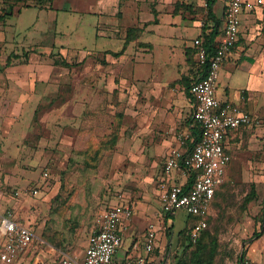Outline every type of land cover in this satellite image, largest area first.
<instances>
[{"label":"rangeland","instance_id":"1","mask_svg":"<svg viewBox=\"0 0 264 264\" xmlns=\"http://www.w3.org/2000/svg\"><path fill=\"white\" fill-rule=\"evenodd\" d=\"M10 1L0 0V11L9 17L20 8L7 20L19 32V47L4 55L0 48V64L13 58L20 78L35 83L21 84L20 101L0 94V205L41 240L57 239L54 247L66 254L82 250L96 214L115 203H128L140 217L150 209L159 222V195L181 174L166 163L188 128L184 81L192 75L196 21L208 27L203 2L107 0L116 27L100 40L97 0H43V10ZM93 77L101 85L94 87ZM235 173L219 186L200 239L186 236L196 216L178 210L167 220L174 235L181 230L168 246L169 264H239L241 245L260 230L264 165Z\"/></svg>","mask_w":264,"mask_h":264},{"label":"crops","instance_id":"2","mask_svg":"<svg viewBox=\"0 0 264 264\" xmlns=\"http://www.w3.org/2000/svg\"><path fill=\"white\" fill-rule=\"evenodd\" d=\"M204 1L205 0H197L198 4H200L201 2L204 3ZM247 1L255 2L256 0ZM262 1L263 2L256 5L252 11H245L242 14L237 43H235V47L233 48L228 60L220 69L218 82L216 84L217 89L215 95L217 99L221 101H229L239 105L244 111L250 113L252 117V123L247 126H241L238 129L232 130L225 135L224 146L226 152L230 156V163L227 167L224 179L226 178V176H238L235 172L237 171V168L239 166L264 165V0ZM53 2L54 0L52 1L51 6L53 5ZM227 2L228 0H216L215 3H213L212 17L207 18L208 27L206 26L207 29H205V31L202 29L201 23L196 21L194 29L195 34L191 39V42L196 37L202 38L203 33H209L211 31V28L214 26L217 27V36L214 41L216 42V40L221 35L222 29L224 27V12ZM97 5L99 6H96V9L91 12L92 14L96 15L99 20L102 19L103 21L102 24L100 22H97L95 34L96 39L102 40L109 37V35L106 33V30L114 26L116 27V23H114L113 21V13L110 12L113 7L109 4V1L97 0ZM17 10L14 9V11L11 13V16L9 17L5 16V13H2V11H0V48H2L1 53H3V55L6 51L18 52L17 50L19 47V32L15 30L14 24L7 23V20H9L10 17L16 16V14L18 13ZM122 19L125 18L122 17ZM137 22L138 20L135 19V22H133V24L128 23L126 27H136L137 25L135 24H137ZM4 24L7 25V29L3 28ZM123 24L124 23L122 20L121 22H118L117 26H121ZM190 48L191 50H193L191 45ZM106 49L101 48L97 51H106ZM2 58L3 57L0 56V59ZM193 60L195 63V58ZM195 68L196 67L192 65V75L189 77V79H192L194 77L193 74ZM19 69V63L15 62L13 58H11V61L9 63L4 62L0 64V85H2V87L0 86V94L2 93L3 95H10V101H20L22 99L20 96L26 94L24 92H21V84H30L31 82L34 86L35 83L34 79H21L20 73L18 72ZM90 81L93 82L92 85L94 87H96L97 85H101L102 82L101 79L97 77H93ZM6 86H8V88ZM3 87L7 89H4ZM94 92L95 89H91V94H93ZM184 101L188 108L187 111L190 112V114L188 115L189 119H187L186 121L188 124L187 131L189 130V132H191V128L193 127V102L187 93ZM166 148L167 146L165 145L164 149ZM178 180L179 181L177 184H189V181H191V179L183 176L182 174H180ZM221 183L216 188L214 198L209 205L207 215L204 217L206 222L208 216L211 215L213 207L212 205L214 204L216 193ZM255 186L256 185H254L253 183L250 190V196L253 198H255L257 195ZM252 189H254L253 196L251 195ZM2 197L4 196L2 195L0 185V198ZM0 209L2 212L10 214L11 218L19 224L27 226L35 235V239L31 243L29 248L18 257L17 264H58L59 260L64 256H67V254L69 253L79 258L83 257L85 247H87L88 244V237L91 232L94 219L89 233L85 238L84 247H82V250H80L79 252H69L66 254V252H63L60 249L54 247V244L59 243L57 239L54 240L55 243L51 240V237L49 239L41 240L30 223L22 221L18 214L15 213L14 209L3 207L2 205H0ZM104 209H102L101 211H103ZM101 211H99L96 216ZM263 211L264 207L262 208V212ZM173 214L163 215L160 209L158 220L159 222H152V212L150 211V209L148 212H145L143 214V217H140V215L137 214V211L132 212L131 218L124 220L119 226V232L122 236V244L117 249L114 255V260L121 263L125 260H129L140 255L154 260L155 262H157V264H169L168 256L171 254L169 253L170 251H168V246L170 245L171 240H174L181 231L180 230L176 235H174L173 224L169 225L167 223V220L170 219ZM199 220H201V218L198 216L193 219L191 226H189L187 229V233L190 232V228ZM141 221H144L146 223L144 229L140 226ZM149 223H154L156 230L154 251L150 255L146 254L142 247L143 235ZM187 225L185 228H187ZM53 228H55L54 230H57L58 227ZM255 232H259V236L250 239L253 237ZM253 235L241 245L242 250L239 254V264L240 261L244 258H248L250 260L252 259L253 262L255 261L258 264H264V222L260 224V230H255L253 232ZM2 243L3 238L0 237V249ZM181 251L183 252L184 248L181 247V249L178 251V254H180ZM60 253L63 255L61 258H59ZM245 254H247V257H244ZM0 264L3 263H1L0 261Z\"/></svg>","mask_w":264,"mask_h":264},{"label":"built area","instance_id":"3","mask_svg":"<svg viewBox=\"0 0 264 264\" xmlns=\"http://www.w3.org/2000/svg\"><path fill=\"white\" fill-rule=\"evenodd\" d=\"M262 0H228L224 12V27L210 54L203 45L201 37L191 42L194 58L201 73L189 84V96L193 102V120L200 127V138L193 142L189 130L183 134L175 159L166 163L167 169H176L183 176L191 179V184H175L160 193V209L163 215L184 210L189 215L201 218L189 232L191 241H196L206 229L209 205L215 190L223 181L230 156L225 150V135L241 126L252 123L251 114L239 105L216 98L217 82L220 69L228 60L237 43L241 16L245 11H252ZM206 0L202 5H205ZM188 142L192 146L188 148ZM46 175V173H45ZM32 194H37L34 189ZM128 203H119L101 211L95 218L85 247L84 255L79 258L67 255L58 264H157L154 260L136 256L124 262L114 260V255L122 244L119 232L120 224L132 216ZM0 237L3 243L0 249V261L3 264H17L18 257L25 252L35 239L34 233L11 218L10 214L0 209ZM156 241L155 224L149 223L143 235V249L148 255L154 251ZM240 264H256L248 258Z\"/></svg>","mask_w":264,"mask_h":264},{"label":"trees","instance_id":"4","mask_svg":"<svg viewBox=\"0 0 264 264\" xmlns=\"http://www.w3.org/2000/svg\"><path fill=\"white\" fill-rule=\"evenodd\" d=\"M52 1L53 0H46L47 3L49 4H52ZM216 0H206V9H207V18H210L212 17V6H213V3H215ZM11 2V5L13 3H17V4H23V8H27V7H38L39 9L41 8L40 6H42L44 3H43V0H13V1H10ZM20 11V8H18L17 12ZM12 12L9 11V14H11ZM132 28H136V27H128L127 29V32H132ZM217 27H212L211 28V31L207 34H204L203 33V36H202V41H203V45L206 46L207 48V51L211 54L212 51L214 50V44H215V38L217 36ZM122 51H120L119 53H114L113 55L114 56H117L119 54H121ZM191 58H192V65L195 66V71H194V74H193V78L192 79H189L187 78L185 81H184V86H185V90H186V93L189 95V92H188V89H189V84L201 73V68L199 66H197L196 62L194 63V51L191 50ZM63 65H66L68 66V64L63 61L62 62ZM192 128H191V133H192V137H193V142H197L200 138V127L197 125L198 123H196L194 120H192ZM192 146V143L188 142V148H190ZM189 184H191V181H189ZM254 189H252V193L251 195L253 196L254 195ZM264 222V211L262 212V218H261V224ZM205 232V230L201 233V235ZM189 233V232H188ZM188 233H186V236H187V240L189 241V238H188ZM201 235L199 237V239L201 238ZM259 236V232H255L253 237L250 238V239H253L255 237ZM190 245L191 243H187L186 246H184V251H186L187 249L190 248ZM192 258L193 260L194 259H197L199 258V251L198 249H195L193 252H192ZM197 264L196 262H193V264Z\"/></svg>","mask_w":264,"mask_h":264}]
</instances>
